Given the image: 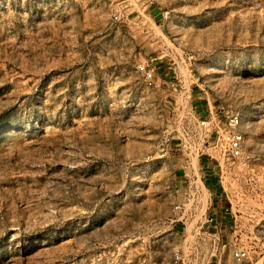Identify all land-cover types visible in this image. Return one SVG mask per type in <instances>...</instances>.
Here are the masks:
<instances>
[{"label": "rangeland", "instance_id": "1", "mask_svg": "<svg viewBox=\"0 0 264 264\" xmlns=\"http://www.w3.org/2000/svg\"><path fill=\"white\" fill-rule=\"evenodd\" d=\"M192 108L264 166V0H0V264H264V197L244 262L172 230Z\"/></svg>", "mask_w": 264, "mask_h": 264}, {"label": "built area", "instance_id": "2", "mask_svg": "<svg viewBox=\"0 0 264 264\" xmlns=\"http://www.w3.org/2000/svg\"><path fill=\"white\" fill-rule=\"evenodd\" d=\"M138 69L147 84L152 85L153 69L145 65ZM193 112L195 114L190 115V121L182 128H188L189 124L194 140L184 144L181 137L173 134V129L165 130L157 146L156 158L167 157L173 146L185 148L189 156L200 155L201 158L205 155L217 188L207 183L202 161L201 172L197 173L189 168L191 163L186 162L184 187L175 191L172 201V230L180 236L182 245L205 243L209 245L206 251L209 256L219 261L220 256L228 252L236 263H241L254 255L249 244L261 241L253 229L262 227L263 218L249 202H259L264 197V166L256 165L259 156L246 146L245 135L238 128V114L231 113L220 120L211 112L201 117L193 108L188 110V113ZM172 142L177 144L172 145ZM206 148L210 151L204 152ZM235 168L241 170V179L247 182V187L229 170ZM177 224L180 229L174 227ZM175 257L176 260L180 258L178 254Z\"/></svg>", "mask_w": 264, "mask_h": 264}, {"label": "crops", "instance_id": "3", "mask_svg": "<svg viewBox=\"0 0 264 264\" xmlns=\"http://www.w3.org/2000/svg\"><path fill=\"white\" fill-rule=\"evenodd\" d=\"M200 161H202V158H200ZM178 178H180V177H178ZM176 181L179 182V183L177 184V187H178L177 190H179V189H183L184 185L180 183V179H178V180H176ZM174 227L177 228L176 225H175Z\"/></svg>", "mask_w": 264, "mask_h": 264}]
</instances>
